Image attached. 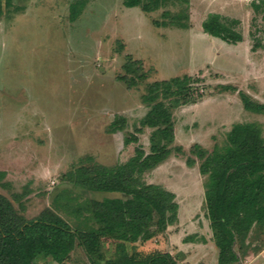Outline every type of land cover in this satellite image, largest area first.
I'll return each mask as SVG.
<instances>
[{"label":"rangeland","instance_id":"374dc122","mask_svg":"<svg viewBox=\"0 0 264 264\" xmlns=\"http://www.w3.org/2000/svg\"><path fill=\"white\" fill-rule=\"evenodd\" d=\"M71 1L12 0L4 7L0 192L28 218L51 207L76 226L84 218L70 213L68 198L75 203L122 194L86 192L72 183V172L82 165L125 162L138 144L149 152L155 128L141 123L151 107L143 94L150 82L187 74L195 99L183 98L171 107V153L144 175L146 182L175 192L178 220L127 247L130 252L169 251L184 264H216L205 201L207 176L191 147L197 143L211 151L226 144L236 122L260 123L264 135V113L246 109L240 95L264 103V12L254 5L261 0H176L150 11L123 0H89L75 20ZM185 9L188 20L155 23L163 20L165 10ZM210 12L237 18L243 39L230 43L205 32L202 22ZM129 59L139 60L146 74L134 86L120 77ZM118 117L125 123L113 129ZM131 134L138 141L128 142ZM190 156L195 158L191 166ZM104 241L103 257L114 256L115 243ZM250 243L255 244L250 241L234 264H264V253L255 257ZM65 264L91 263L77 246Z\"/></svg>","mask_w":264,"mask_h":264},{"label":"trees","instance_id":"16d2710c","mask_svg":"<svg viewBox=\"0 0 264 264\" xmlns=\"http://www.w3.org/2000/svg\"><path fill=\"white\" fill-rule=\"evenodd\" d=\"M88 1H71L69 10L72 20L78 17ZM169 1L176 0H123V3L126 6L140 5L143 10L150 11ZM11 4L12 0H0V18L4 7ZM254 5L264 12V0ZM186 11L173 13L165 10L163 20H155V23L177 24L185 20H182L183 17L188 20ZM238 23L237 18L210 12L202 27L213 36L237 43L243 39ZM123 67L126 73L120 77L129 86L146 78L139 60L129 59ZM190 79L191 76L185 74L148 84L143 100L151 107L141 123L155 128L149 152L138 144L134 154L125 162L114 166L99 163L82 165L72 172V183L86 192L122 194L102 199L85 198L75 203L71 201L74 198H68L67 208L76 217L84 218L81 224L73 225L51 207L28 218L8 196L0 192V264H38L40 260L43 264H65L77 246L83 249L91 264H184L169 251L130 252L127 246L130 242L148 240L155 231H166L168 225L178 220L179 203L175 192L160 184L146 182L144 175L171 153L169 144L175 135L171 107L178 106L183 98L190 100L195 97L191 92ZM240 95L246 109L264 113V103L253 100L245 92H240ZM166 99L170 101L166 102ZM124 123L125 119L118 117L111 127L120 128ZM126 140L138 141V136L131 134ZM191 152L201 159L199 170L207 176L205 201L218 248V264H234L240 259L243 249L248 247V239L253 236L264 240L262 126L252 121L236 122L227 134L226 144L215 145L209 151L195 143ZM187 163L193 165L195 158L188 157ZM105 239L115 243V255L112 257H103L101 247Z\"/></svg>","mask_w":264,"mask_h":264},{"label":"crops","instance_id":"0c3cea01","mask_svg":"<svg viewBox=\"0 0 264 264\" xmlns=\"http://www.w3.org/2000/svg\"><path fill=\"white\" fill-rule=\"evenodd\" d=\"M250 241H253L255 244H252L250 246H252L250 249L251 250H256V253H255V257L257 256H261L263 253H264V240L261 239V237L259 239H255L253 236L247 240V243H249ZM257 244V245H256ZM214 248H215V255H216V259H217V263L218 264V248L217 246H215L214 244ZM249 248V247H247ZM246 248V249H247ZM258 248V249H257ZM217 252V254H216Z\"/></svg>","mask_w":264,"mask_h":264}]
</instances>
